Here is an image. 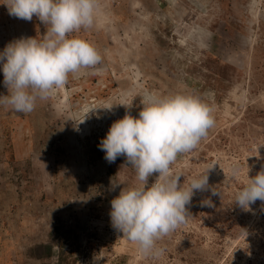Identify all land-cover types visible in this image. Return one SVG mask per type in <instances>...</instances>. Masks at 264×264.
<instances>
[{"label":"rangeland","instance_id":"rangeland-1","mask_svg":"<svg viewBox=\"0 0 264 264\" xmlns=\"http://www.w3.org/2000/svg\"><path fill=\"white\" fill-rule=\"evenodd\" d=\"M128 5L129 17L123 19L105 6L98 13L97 25L115 30L98 32L100 64L69 74L63 87L38 98L28 114L0 104L4 161L13 163L15 155L27 152L29 133L36 131L27 130L26 136V129L42 117L50 129L44 135L57 138L58 126L63 135L57 145L40 146L51 156L44 163L51 182L70 174L73 158L82 166L88 159L103 162L111 183L118 184L113 194L101 191L90 203L65 196L64 218L47 243L52 255L26 252L10 259L5 254L0 264H52L53 256L59 264H264V202L257 200L251 210L236 205L249 177L264 171V0H136ZM1 7L3 50L27 36L9 31L18 22L8 17L6 5ZM3 81L0 70V96L9 94ZM146 92L194 95L212 109L215 124L207 137L178 154L170 174L180 176L184 188L208 175L210 189L220 193L197 191L185 223L160 238L150 254L112 226L111 201L123 188L151 186L160 177L150 176L145 185L125 157L109 163L98 147L113 122L126 114L138 116ZM206 199L214 206H205Z\"/></svg>","mask_w":264,"mask_h":264},{"label":"clouds","instance_id":"clouds-1","mask_svg":"<svg viewBox=\"0 0 264 264\" xmlns=\"http://www.w3.org/2000/svg\"><path fill=\"white\" fill-rule=\"evenodd\" d=\"M0 4L7 6L10 16L27 21L35 16L46 26L42 40L19 38L0 50V70L9 92L0 96V104L28 114L38 98L63 87L69 74L79 75L101 63V54L90 42L71 37L94 25L98 0H5ZM141 103L138 116L126 114L113 122L98 147L109 163L125 157L145 185L150 176L160 177L151 186L123 188L111 201L112 226L150 254L160 238L185 223L187 205L195 193L210 189L208 175L192 179L184 188L181 177L170 174V165L178 154L195 149L215 120L212 109L194 95L162 97L146 92ZM117 185L113 184V190ZM210 190L213 196L220 195L214 187ZM257 200L264 202V171L249 177L236 195V205L245 210H251ZM202 203L214 206L211 199Z\"/></svg>","mask_w":264,"mask_h":264},{"label":"crops","instance_id":"crops-1","mask_svg":"<svg viewBox=\"0 0 264 264\" xmlns=\"http://www.w3.org/2000/svg\"><path fill=\"white\" fill-rule=\"evenodd\" d=\"M136 0H98V9L94 25L89 29H81L79 32L71 34V37L84 39L90 42L99 51V30L108 32L115 31L114 27L97 25L100 9L112 11L111 13L118 18L129 17V3ZM143 2L144 0H139ZM2 7L0 8V10ZM2 11V10H1ZM8 17L17 25L9 27V31L16 34H24L27 37H36L37 40L43 39L46 26L38 24L35 16L31 21ZM109 17V15H108ZM103 18H106L103 16ZM1 28V27H0ZM118 29H121L118 27ZM102 34H106L102 32ZM76 81H85L84 77L76 78ZM46 108V107H45ZM44 109V108H43ZM42 110V108H41ZM45 111V110H43ZM44 113V112H43ZM33 126L28 125L26 136L29 131L34 129L38 133H29L27 141V152L13 155V163L4 161L6 156L5 147L2 145L0 137V257L5 254L11 258L22 257V253L28 252L33 247L47 244L50 234L54 233L64 218L65 212H61V205L65 203L66 197L77 199V203L83 201L90 203L101 191L113 194V183L108 176L104 163L96 159H88L82 166L76 164V160L71 158L70 174L61 178L58 183L51 182L48 177L50 167L44 163L51 159V156L44 152L40 146L57 145L61 141V129L58 126V137L49 139L44 131L49 128L44 126L46 119H38ZM25 122L22 127H25ZM50 130V129H49ZM48 130V131H49ZM47 135V137H46ZM20 141H24L23 134ZM75 144V138L72 139ZM26 148V147H25ZM21 151V148H20ZM39 167L41 168L39 170ZM99 167H102L99 172ZM17 176V177H16ZM25 183V185H21ZM64 185V186H63ZM66 196V197H65ZM62 197V198H60ZM75 199V202H76ZM63 206V205H62ZM25 250V252H24ZM22 254V255H21ZM0 258V259H1ZM8 260V262L10 261ZM12 263V262H11ZM10 264V263H7Z\"/></svg>","mask_w":264,"mask_h":264},{"label":"trees","instance_id":"trees-1","mask_svg":"<svg viewBox=\"0 0 264 264\" xmlns=\"http://www.w3.org/2000/svg\"><path fill=\"white\" fill-rule=\"evenodd\" d=\"M53 254V248L51 245L42 244L36 247H33L30 250V255L33 257H48Z\"/></svg>","mask_w":264,"mask_h":264},{"label":"built area","instance_id":"built-area-1","mask_svg":"<svg viewBox=\"0 0 264 264\" xmlns=\"http://www.w3.org/2000/svg\"><path fill=\"white\" fill-rule=\"evenodd\" d=\"M6 9H7V6H6ZM7 10H8V9H7ZM59 261H60V260H59V258H58V257H54V256H53V258H52V261H51V262H52V264H59Z\"/></svg>","mask_w":264,"mask_h":264},{"label":"bare ground","instance_id":"bare-ground-1","mask_svg":"<svg viewBox=\"0 0 264 264\" xmlns=\"http://www.w3.org/2000/svg\"><path fill=\"white\" fill-rule=\"evenodd\" d=\"M183 42V41H182Z\"/></svg>","mask_w":264,"mask_h":264}]
</instances>
